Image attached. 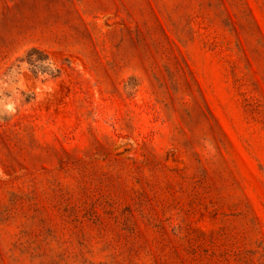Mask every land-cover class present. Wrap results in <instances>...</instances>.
<instances>
[{
  "label": "rangeland",
  "instance_id": "rangeland-1",
  "mask_svg": "<svg viewBox=\"0 0 264 264\" xmlns=\"http://www.w3.org/2000/svg\"><path fill=\"white\" fill-rule=\"evenodd\" d=\"M0 264H264V0H0Z\"/></svg>",
  "mask_w": 264,
  "mask_h": 264
}]
</instances>
